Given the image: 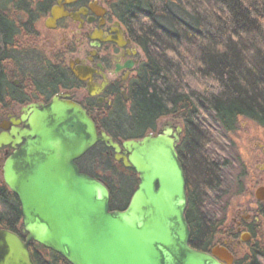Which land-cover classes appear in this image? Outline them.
I'll return each instance as SVG.
<instances>
[{
    "label": "trees",
    "instance_id": "16d2710c",
    "mask_svg": "<svg viewBox=\"0 0 264 264\" xmlns=\"http://www.w3.org/2000/svg\"><path fill=\"white\" fill-rule=\"evenodd\" d=\"M123 18L146 61L130 104L106 108L98 122L116 142L144 136L159 118L185 124L178 152L187 178L192 248H232L238 238L229 220L231 202L246 194L249 170L222 144L241 119L264 128V0H125ZM82 173L110 190L112 211H124L138 175L104 144L78 160ZM261 204V203H260ZM243 209V208H241ZM243 226L252 241L233 250L234 264H264V209ZM0 229L22 238L19 199L0 180ZM34 264H70L39 244Z\"/></svg>",
    "mask_w": 264,
    "mask_h": 264
},
{
    "label": "water",
    "instance_id": "95a60500",
    "mask_svg": "<svg viewBox=\"0 0 264 264\" xmlns=\"http://www.w3.org/2000/svg\"><path fill=\"white\" fill-rule=\"evenodd\" d=\"M25 112L14 121L25 129L0 136V147L15 149L3 182L19 199L24 234L0 229V264H34L33 244L70 264H234L225 246L204 252L190 245L187 178L172 130L119 144L73 101L56 97ZM98 143L138 175L124 211H112L109 188L77 165ZM255 196L264 202V186Z\"/></svg>",
    "mask_w": 264,
    "mask_h": 264
},
{
    "label": "flooded vegetation",
    "instance_id": "af4514ba",
    "mask_svg": "<svg viewBox=\"0 0 264 264\" xmlns=\"http://www.w3.org/2000/svg\"><path fill=\"white\" fill-rule=\"evenodd\" d=\"M124 2L0 0V136L14 127L25 129L24 123L15 125L14 121H20L29 106L41 109L56 97L81 105L95 121L98 132L104 131L98 119L106 108L130 104L132 88L146 58L123 18ZM169 130L172 137L178 135L179 150L185 124L174 116L159 118L144 136L130 140ZM14 152L12 145L0 147L2 182L5 161ZM233 223L238 238L231 241L232 248L228 242L225 247L234 255L233 250L246 244L239 234L250 232L242 219L233 218Z\"/></svg>",
    "mask_w": 264,
    "mask_h": 264
},
{
    "label": "rangeland",
    "instance_id": "374dc122",
    "mask_svg": "<svg viewBox=\"0 0 264 264\" xmlns=\"http://www.w3.org/2000/svg\"><path fill=\"white\" fill-rule=\"evenodd\" d=\"M222 144L235 156H239L249 170L246 194L231 202L229 220L232 223L233 218L250 221L257 216L258 209H264V202L260 204L255 196L256 190L264 186V128L252 121L241 119L238 130L228 136V141L223 140ZM246 234L250 235L246 242L249 243L252 241L250 233L242 232L239 238L242 241Z\"/></svg>",
    "mask_w": 264,
    "mask_h": 264
}]
</instances>
